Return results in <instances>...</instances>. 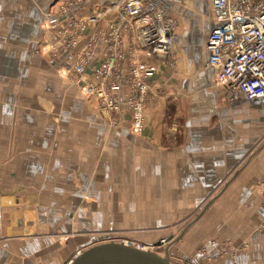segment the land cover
Returning a JSON list of instances; mask_svg holds the SVG:
<instances>
[{
	"label": "crops",
	"instance_id": "obj_1",
	"mask_svg": "<svg viewBox=\"0 0 264 264\" xmlns=\"http://www.w3.org/2000/svg\"><path fill=\"white\" fill-rule=\"evenodd\" d=\"M55 2L0 0V264H65L83 249L81 235L62 241L60 235L69 234L67 227L54 225L53 214L47 216L48 223L36 220V211L22 209L24 200L18 197L22 186H63L60 176L54 183L53 172L68 167L67 154L78 156L81 151L59 146L55 136L62 137L58 128L70 115L76 116L73 120L78 125L84 123L85 110H90L80 93L58 76L44 52L37 51L50 40L42 23ZM201 3L206 36L202 42L196 32L192 43L202 46L203 55L195 56L190 45L192 51L186 53L193 73L185 80L178 70L179 79L172 86L177 93L171 107L173 120L186 138L173 152L179 159L183 155L180 161L189 164L188 170L237 174L233 181L239 188L256 187L264 180V99L230 101L215 84L213 71L206 66L205 49L214 28L212 9L210 0ZM180 8H172L178 18ZM142 60L155 67L151 79L160 83V73L168 66L145 55ZM150 97L144 136L158 139L164 133L166 108ZM54 112H60L55 115L57 126ZM64 132L66 139L84 134ZM262 203L257 190L248 196L215 198L173 245V264H264Z\"/></svg>",
	"mask_w": 264,
	"mask_h": 264
},
{
	"label": "rangeland",
	"instance_id": "obj_2",
	"mask_svg": "<svg viewBox=\"0 0 264 264\" xmlns=\"http://www.w3.org/2000/svg\"><path fill=\"white\" fill-rule=\"evenodd\" d=\"M59 2L56 0L52 5L53 10ZM201 2L183 0L177 4L182 11L179 18L171 10L176 21L177 46H172L168 57L158 60L168 66L167 71L175 70L174 73L162 69L159 72L160 83L153 82L151 76L146 82L142 101L133 107L122 108L118 114L102 110L99 100L82 93L56 69L58 76L70 88H75L90 106L91 111L84 112V123L78 122V125L73 120L76 119L75 115H70L69 121L66 119L67 122L60 123L55 116L60 112H54V123L56 126L60 123L58 129L63 134L62 137L55 136L60 142L58 145H67L74 152L79 149L81 153L78 156L67 154L68 167L53 172L54 183L55 179L61 177L63 186H22L18 197L24 200L22 209L25 206L26 211H36V215L33 214L36 220L48 223L47 216L53 214L51 219L54 225L59 224L62 229L67 227L69 234H61L62 241L77 234L81 235L82 248L109 238L131 246L150 247L153 242L169 235L176 237L232 178L233 174L223 176L227 173L223 171L188 170L189 164L180 161L183 155L179 159L173 152L186 138L173 120L171 107L177 93L172 86L179 79L178 70L184 74L181 78L185 80L193 73L186 51H195L194 55L199 58L203 55L202 46L197 48L192 43L196 32L200 34L202 42L206 36ZM190 45L194 46L192 50L189 49ZM44 48L45 45H39L37 51L46 55ZM150 96L163 102L166 108L162 122L164 133L158 139L144 136L146 104ZM135 117L142 121L139 132L133 130ZM64 131L71 134L83 131L84 134L77 139L76 136L66 139L68 133ZM233 182L217 198L248 196L254 190L264 198L259 184L239 188L237 182ZM51 198H54V203ZM55 198L59 201L55 202ZM173 245L169 250L170 256L175 253Z\"/></svg>",
	"mask_w": 264,
	"mask_h": 264
},
{
	"label": "built area",
	"instance_id": "obj_3",
	"mask_svg": "<svg viewBox=\"0 0 264 264\" xmlns=\"http://www.w3.org/2000/svg\"><path fill=\"white\" fill-rule=\"evenodd\" d=\"M183 0H60L44 16L48 62L85 95L113 113L139 104L155 67L168 57L174 5ZM214 28L207 67L230 101L264 99V0H210ZM142 121L133 118L139 132ZM264 192V180L259 182ZM264 208V203H262Z\"/></svg>",
	"mask_w": 264,
	"mask_h": 264
},
{
	"label": "water",
	"instance_id": "obj_4",
	"mask_svg": "<svg viewBox=\"0 0 264 264\" xmlns=\"http://www.w3.org/2000/svg\"><path fill=\"white\" fill-rule=\"evenodd\" d=\"M237 174H234L223 188L206 204L203 210L191 220L176 236L153 242L150 247L131 246L124 241L107 239L91 244L77 251L65 264H173L169 254L170 247L202 215L207 207L217 198Z\"/></svg>",
	"mask_w": 264,
	"mask_h": 264
}]
</instances>
